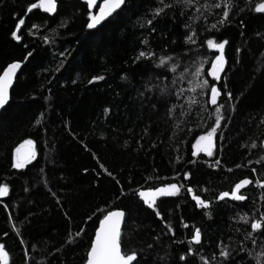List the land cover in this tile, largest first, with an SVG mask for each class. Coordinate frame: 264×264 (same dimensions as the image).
Instances as JSON below:
<instances>
[{
  "label": "trees",
  "instance_id": "obj_1",
  "mask_svg": "<svg viewBox=\"0 0 264 264\" xmlns=\"http://www.w3.org/2000/svg\"><path fill=\"white\" fill-rule=\"evenodd\" d=\"M37 1L0 0V72L22 64L0 112V185L9 189L0 199V244L9 264H83L110 210L125 212L122 251H135L139 264H256L264 233L253 234L255 244L247 234L264 217V188L255 183L264 182V13L254 11L264 0H231L223 25L225 0H126L95 30L78 0H58L53 16L26 13ZM157 8L164 12L154 17ZM20 19L18 42L11 32ZM208 39L227 41L219 83L207 75L217 54ZM141 51L154 55L136 60ZM203 80L220 90L217 105L210 87H197ZM217 106L213 155L194 157ZM28 140L35 155L15 169L16 149ZM244 178L253 182L241 189L244 201L217 199ZM171 183L184 187L157 199V218L136 193ZM189 187L209 208L195 206ZM196 228L201 244L188 255Z\"/></svg>",
  "mask_w": 264,
  "mask_h": 264
},
{
  "label": "snow or ice",
  "instance_id": "obj_2",
  "mask_svg": "<svg viewBox=\"0 0 264 264\" xmlns=\"http://www.w3.org/2000/svg\"><path fill=\"white\" fill-rule=\"evenodd\" d=\"M84 2L87 4L89 8V15L87 23L88 29H94L98 25H101L102 22H104L107 18L111 17L114 13L117 12V10L122 9V6L126 3V0H103V2L99 5V11L98 13H93V8L96 4V0H84ZM163 2V0H162ZM192 0H183V3L185 6H190ZM231 0H225V3L223 4V19L220 21V24L223 25V23L227 20L229 16V10L231 8ZM171 7L169 4H165L164 8ZM215 8H221V3H215ZM164 8H157L154 10V17L161 15V13L164 12ZM33 9H40L44 13L52 14L57 10V0H38V2L31 3L28 7L27 11L31 12ZM255 12L257 13H264V3H259L256 5ZM24 20L20 19V21L16 24V30L11 32V37L13 40L18 41L20 40V36L17 34V31L21 28V25H23ZM149 25L152 24V20L148 21ZM63 26V25H61ZM37 27L36 25H33V28ZM215 27V25H213ZM187 42L195 43L194 40H192V37H186ZM207 47L209 49H214L217 53H221L219 55H216L215 58L211 61V70L207 72V75L211 76L214 80H219V73L223 70L224 67V58L222 55V51L224 49L225 44L227 41L223 42H215L213 39H208L206 41ZM240 50L237 49V52ZM32 55L31 52L28 53V56L25 57V60L28 59ZM63 55V53H61ZM152 52H144L141 51L139 53V56L136 58V60H139L140 58L150 59L153 57ZM134 60V63L136 62ZM168 60H171V57L162 58L159 60V63L156 64V67H164ZM21 67V64L19 62H13L10 63L4 70L3 74L0 75V109L4 108L6 103L9 99V88L13 84V79L16 76L17 70ZM174 71L175 69H170ZM200 69L197 68L194 75L199 76ZM103 79L102 76L99 77H93V81L95 80H101ZM93 81H89L90 83ZM197 87H200L202 89H207L210 87V103L211 105H217L218 97L220 96V90L217 88L216 84H211L207 80H203L200 84L197 85ZM194 90V89H190ZM164 90L161 89V92ZM227 96L229 100L232 99V95L230 92L227 93ZM195 102V101H193ZM105 112H108V109H105ZM215 125L210 127V130L206 132L204 135H200L198 138H196L195 143L192 144V156H197L198 153H204L206 156L211 157L213 155V147H214V137L217 134V128L221 124L222 116L221 113V107L217 106L215 107ZM264 123V121H262ZM25 144L31 146L32 141L28 140L25 141ZM262 147H264V142H262ZM252 148L256 147V144L253 143L251 145ZM33 152H28L25 155L20 154V149H16V155L14 156L12 167L15 169H20L24 167L25 163L28 162L30 159L34 157ZM261 160H264V157H261ZM219 163V161H217ZM236 167H240V165H237ZM231 171V169H229ZM253 173L255 174L257 170L254 168L252 169ZM185 179H189L190 174L188 172H185L184 174ZM253 182L249 180L248 178H244L237 182L233 188L231 189V192H221L219 196L217 197L218 200H224L225 198H229L234 201H244L246 197L241 194V189L245 188L246 186L252 184ZM256 185L258 187L264 188V182L257 180ZM184 187L183 185H177L176 183H171L167 186H162L159 188H156L154 191H140L136 193L140 200L143 201V204L147 206V208L152 209L155 213L157 218H160V213L157 211L156 208V201L158 197H174L177 196L181 188ZM8 187L5 185H0V197H4L8 194ZM189 194H192L193 189L189 187L187 189ZM123 193H121L122 195ZM192 200L195 201V206L197 208L203 207L204 209L209 208V202L202 200L197 195H192ZM205 215H208V212L204 213ZM125 217V212L123 210H110L105 215H103L102 218L99 219V226L95 229V236L91 240V246L90 249L86 253V264H139V261L137 259V253L135 251H132L131 253H128L126 251H122V231H121V225L123 222V219ZM91 219V217H89ZM244 220V223H249L247 218L242 217ZM182 225L184 227H188L187 224H184L183 221H181ZM167 226V225H166ZM168 227V232L173 233V229L170 226ZM251 232L247 234L248 237L252 238V242L255 244L256 240L253 237L254 233H264V217H260L257 220H252L250 223ZM81 232L83 229L80 230ZM174 234V233H173ZM77 236L80 235V232L76 233ZM67 243H71L72 239L71 236ZM175 242V241H174ZM188 244L190 247L188 248V255L193 254V248L191 245H200L201 244V230L199 228H196L194 233L192 234L191 238L188 241ZM149 248L152 247L151 244L148 245ZM243 250V249H241ZM251 255V253H249ZM219 256L221 258H224L225 260L230 259V254L228 251L224 250L223 248L219 252ZM261 257H264V252L258 253L256 255V264H264V261L261 260ZM181 261L186 260L185 255L180 256ZM0 264H9V254L5 250V247L0 244ZM203 264H208L207 260L203 261Z\"/></svg>",
  "mask_w": 264,
  "mask_h": 264
},
{
  "label": "water",
  "instance_id": "obj_3",
  "mask_svg": "<svg viewBox=\"0 0 264 264\" xmlns=\"http://www.w3.org/2000/svg\"><path fill=\"white\" fill-rule=\"evenodd\" d=\"M63 1H66V2H70V1H75V0H63ZM80 3H82V4H84V5H86L87 6V4L84 2V0H78ZM38 2V1H37ZM103 2V0H96V4H95V6H94V8L93 9H96V13H98V11H99V5L101 4ZM264 3V2H263ZM57 7H58V0H57ZM123 7V6H122ZM87 9H88V11H90L89 10V8H88V6H87ZM42 14H45V15H48V16H53V15H55V13H56V11L54 12V13H52V14H48V13H44L42 10H40V9H38ZM119 10H117V12H118ZM116 12V13H117ZM26 13H29L28 11L26 12ZM257 13V12H256ZM115 14V13H114ZM113 14V15H114ZM110 18V17H109ZM108 19V18H107ZM106 19V20H107ZM105 20V21H106ZM104 21V22H105ZM103 23V22H102ZM100 25H98L96 28H94V29H90V30H95V29H97L98 27H99ZM214 50V49H213ZM215 51V50H214ZM219 54H221V53H217L216 55H219ZM215 55V56H216ZM222 55H223V51H222ZM215 58V57H214ZM213 58V59H214ZM223 58H224V55H223ZM21 64V63H20ZM21 66H22V64H21ZM224 67H225V61H224ZM224 67H223V70H224ZM20 69H21V67L17 70V73H16V76L14 77V79H13V84L10 86V88H9V97H10V92H11V89H12V87H13V85H14V83H15V80H16V77H17V75H18V73H19V71H20ZM211 70V63H210V66H209V69H208V71H210ZM223 70L219 73V80H214L211 76H209L210 77V79L211 80H214L216 83H219V81H220V79H221V76H222V73H223ZM207 71V72H208ZM3 74V71L2 72H0V75H2ZM8 101H9V99H8ZM208 101H210V94H209V98H208ZM218 101V100H217ZM8 103V102H7ZM7 103H6V105H7ZM210 103V102H209ZM5 105V106H6ZM210 105H211V103H210ZM4 106V107H5ZM212 106V105H211ZM3 109V108H2ZM2 109H0V112H1V110ZM264 142V141H263ZM264 148V147H263ZM19 149H20V154L21 155H25V154H27L28 152H33V149H32V147L31 146H29V145H23V146H21V147H19ZM34 153V152H33ZM15 155H16V153H15ZM30 160H32V159H30ZM29 160V161H30ZM28 161V162H29ZM27 163V162H26ZM3 185H5V184H3ZM6 186V185H5ZM192 195H194L193 193L192 194H189V196H190V198H191V200H192ZM219 196V195H218ZM2 197H0V199H1ZM225 199H227V200H231V199H229V198H225ZM224 199V200H225ZM194 203H195V201L194 200H192ZM203 208V207H202ZM123 221H124V219H123ZM122 225H123V222H122ZM122 225H121V229H122ZM98 226H99V223H98ZM97 226V227H98ZM94 236H95V232H94V235H93V238H94ZM92 238V239H93ZM90 246H91V244H90ZM90 249V248H89ZM86 259H87V257H86ZM86 259H85V261H84V263L83 264H86Z\"/></svg>",
  "mask_w": 264,
  "mask_h": 264
},
{
  "label": "rangeland",
  "instance_id": "obj_4",
  "mask_svg": "<svg viewBox=\"0 0 264 264\" xmlns=\"http://www.w3.org/2000/svg\"><path fill=\"white\" fill-rule=\"evenodd\" d=\"M148 191H154V190H148ZM158 198H159V197H158ZM158 198H157V199H158Z\"/></svg>",
  "mask_w": 264,
  "mask_h": 264
}]
</instances>
